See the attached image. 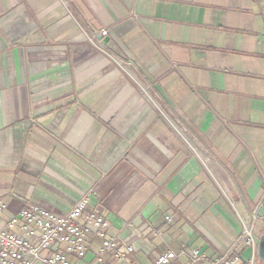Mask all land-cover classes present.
<instances>
[{
	"label": "crops",
	"instance_id": "crops-1",
	"mask_svg": "<svg viewBox=\"0 0 264 264\" xmlns=\"http://www.w3.org/2000/svg\"><path fill=\"white\" fill-rule=\"evenodd\" d=\"M84 193L143 264L264 214V0H0L5 215Z\"/></svg>",
	"mask_w": 264,
	"mask_h": 264
},
{
	"label": "built area",
	"instance_id": "built-area-1",
	"mask_svg": "<svg viewBox=\"0 0 264 264\" xmlns=\"http://www.w3.org/2000/svg\"><path fill=\"white\" fill-rule=\"evenodd\" d=\"M105 34L106 29L101 28L92 32L90 39L99 40L97 35ZM261 201L241 218L236 240L219 254L206 253L197 246L166 247L147 264H260L256 223L264 220L259 212ZM6 208L0 199V264H143L135 256V242L148 251L153 248L141 236L109 233L107 218L89 208L88 193L63 213L27 199L8 215ZM165 221L171 222L172 217L166 215ZM149 228V234H160L157 228ZM239 245L243 250H237Z\"/></svg>",
	"mask_w": 264,
	"mask_h": 264
},
{
	"label": "water",
	"instance_id": "water-1",
	"mask_svg": "<svg viewBox=\"0 0 264 264\" xmlns=\"http://www.w3.org/2000/svg\"><path fill=\"white\" fill-rule=\"evenodd\" d=\"M258 245H259V248H258L259 258L264 262V231L259 236Z\"/></svg>",
	"mask_w": 264,
	"mask_h": 264
}]
</instances>
